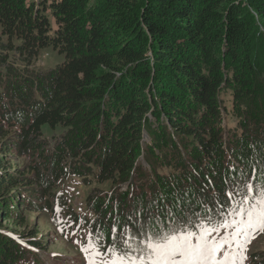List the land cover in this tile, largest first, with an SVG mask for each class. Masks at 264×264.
Returning <instances> with one entry per match:
<instances>
[{"label":"trees","instance_id":"1","mask_svg":"<svg viewBox=\"0 0 264 264\" xmlns=\"http://www.w3.org/2000/svg\"><path fill=\"white\" fill-rule=\"evenodd\" d=\"M47 48L64 60L35 69ZM87 171L109 188L88 192L89 218L53 191L67 176L90 184ZM262 182L264 0H0V226L60 206L103 253L148 264L153 226L210 231ZM1 252L26 257L3 234Z\"/></svg>","mask_w":264,"mask_h":264},{"label":"rangeland","instance_id":"2","mask_svg":"<svg viewBox=\"0 0 264 264\" xmlns=\"http://www.w3.org/2000/svg\"><path fill=\"white\" fill-rule=\"evenodd\" d=\"M44 52L47 53L44 54ZM63 60V54H59L52 48H47L40 54L39 60L33 63V67L35 69H48L60 64ZM225 102H229V95H226ZM59 133V129L55 131H45V136L51 141V147L53 146V139L51 140V137ZM145 136L146 140H148V136ZM31 161H33V156L31 155L14 157L12 160L8 161L7 166L11 167V170L14 172L22 168L23 165L31 163ZM90 175V171H87L86 175H84L85 179L91 178L92 181L90 184H86L85 180L80 181L77 176H67L65 179L58 182L53 189L56 194L65 195L69 201V205L74 211H85L88 218L92 217L91 214H89L87 210L82 209V206H85L87 202L86 198L88 192L91 189H96L99 192L102 191V193H106L107 189H109L107 188L108 184L97 183L94 174ZM240 207L241 204H234L228 212L232 215L230 222L215 228V231L211 229L205 232H187L192 234L190 239L193 244L199 243V238L203 236L204 241L210 245H222L220 250L216 253V259L213 264H241L242 256L246 257V259H243V264H254L256 260L253 254L264 253V230L255 233V238L252 239L250 243L247 242L243 232H241L240 235L235 234L238 222L244 218L236 214ZM61 208L60 206H55L51 214L48 209H44V206V210L38 212L22 209V215L25 217L23 226H20L19 223L12 220H3L0 226V234H3L5 239H7V237L15 238L20 242L23 251H26V257H18V264H121L114 258L100 257L96 252L92 254L90 253L92 250L89 248L87 252L81 251L82 248L87 247L84 244L89 239V234L85 229H82L83 232L68 234V229H66L61 220H58L61 216L60 213L63 214V211L60 210ZM5 210L11 217L16 215L13 207L9 209L5 208ZM53 218H57L59 224H54ZM60 223L62 224L60 225ZM71 226L72 225H69L68 227ZM29 231L32 232L30 233L31 235L35 234V237L39 240L43 248L29 247L22 242L23 239L17 237L18 234L16 235V232L28 234L27 232ZM142 242L148 247L149 243L145 241ZM226 255L229 256L228 260H225ZM7 258L5 253H0V259L6 260ZM136 264H141V262L137 259Z\"/></svg>","mask_w":264,"mask_h":264},{"label":"snow or ice","instance_id":"3","mask_svg":"<svg viewBox=\"0 0 264 264\" xmlns=\"http://www.w3.org/2000/svg\"><path fill=\"white\" fill-rule=\"evenodd\" d=\"M245 187L251 192L254 186L245 185ZM259 189L260 195L256 202L250 204L249 207L241 206L236 213L244 218L238 222L235 234L240 235L243 232L248 243L255 238V233L264 230V182L259 185ZM232 196L233 193H229L230 200ZM244 200H248V196H245ZM215 230V228L212 229V231ZM191 235V233L181 234V230L176 228L169 230L167 234H162L153 226L148 244V264H213L216 253L222 245H210L204 241L203 236L199 238V243L193 244L190 239ZM81 251L87 252L89 249L84 247ZM228 259L229 256L226 255L225 260ZM243 259L246 257H241V264H243Z\"/></svg>","mask_w":264,"mask_h":264},{"label":"bare ground","instance_id":"4","mask_svg":"<svg viewBox=\"0 0 264 264\" xmlns=\"http://www.w3.org/2000/svg\"><path fill=\"white\" fill-rule=\"evenodd\" d=\"M62 223H63V222H62ZM62 223H60V225H61ZM224 224H226V223H224Z\"/></svg>","mask_w":264,"mask_h":264}]
</instances>
